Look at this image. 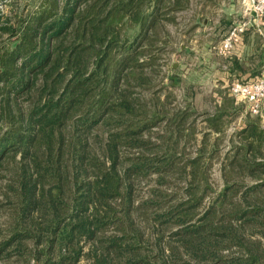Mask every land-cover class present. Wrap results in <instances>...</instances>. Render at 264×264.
<instances>
[{"label":"trees","instance_id":"16d2710c","mask_svg":"<svg viewBox=\"0 0 264 264\" xmlns=\"http://www.w3.org/2000/svg\"><path fill=\"white\" fill-rule=\"evenodd\" d=\"M187 3L49 0L18 34L19 26L3 22L0 30L9 32L12 40L0 47V103L2 112L8 109L12 116L8 100L14 93L20 123L11 120L9 128L0 126V170L7 160L22 161L24 166L6 186L15 194L5 192L6 199L17 201L20 209L17 220L9 224L10 236L0 243V253L14 244L21 251L25 240L32 238L37 247L32 254L38 261L42 255L49 258L57 247L60 263L73 264L83 253L81 242L89 241V264H178L186 254L191 259L184 264H225V243L235 240L244 245L238 234L228 233L230 228L214 224L211 211L193 218L188 203L195 201L188 199L165 206L160 213L157 210L156 218L162 217L160 227L154 235L148 234L157 250L150 253L145 244L150 239L146 240L144 227L136 223L131 208L128 177L150 167L158 169L153 161L159 154L150 162L143 152L121 168L128 158L120 153L122 148L144 150V131L157 123L156 116L152 124L147 123L146 111L141 110L145 100L133 91L131 77L136 85L150 80L143 72L146 64L139 58L140 45L134 42L140 39L143 45L149 40L143 45L149 47L154 33L167 30L175 22V12ZM127 30L130 35L125 34ZM22 93H28L25 109L19 100ZM219 117L222 114L208 120L213 123ZM97 127L98 133L106 135L103 143L97 141L104 150L102 157L95 154L87 137ZM241 134L264 140V128L254 122ZM227 188L218 200L226 199ZM249 189L254 191L256 186ZM155 197V206L165 203L158 192ZM167 223L178 225L174 240L166 244L169 254L160 243ZM111 224L116 232L109 235L105 231ZM245 249L247 256L239 258L245 261L242 264L259 263L257 252Z\"/></svg>","mask_w":264,"mask_h":264},{"label":"rangeland","instance_id":"374dc122","mask_svg":"<svg viewBox=\"0 0 264 264\" xmlns=\"http://www.w3.org/2000/svg\"><path fill=\"white\" fill-rule=\"evenodd\" d=\"M48 2L49 0H0V28L3 22L7 21L15 27L19 26L16 33L18 34L35 14L48 6ZM84 5L85 3L82 4ZM181 12L175 13L178 26L169 24L167 30L163 32L157 30L152 36L154 41L149 47L143 46L148 44L149 40L143 45L140 39L134 42L140 45L139 58L144 65L146 64L143 72L150 80L136 85V81L131 77L135 83L133 91L145 100V107L143 106L141 110L146 111L147 123L152 124L151 120H154L155 116L157 123L144 131V136L147 137L144 150L136 147L122 148L120 153L128 158L121 163V168H127L132 159L142 155L143 152L149 157L150 162L156 154H159L157 161L152 163L158 169L150 167L147 172L132 173L128 177L134 218L137 224L144 227L146 240L150 239L145 243L146 248L150 253H156V242L152 241V235L156 229H159V221L162 218H156L157 210L160 213L165 206L189 202L188 199H192L195 204H188L192 207L189 212H193V218L211 211L209 217L212 216L215 225L220 224L226 230L230 228L228 233L238 234V239L244 243L238 245L235 240H231L229 245L225 243L227 245L222 250L226 258L225 264L245 262L239 258L247 256L246 246L257 252L259 262L257 264H264V140L255 136L252 139L245 137L239 130V118L242 115L264 128V112L263 116L254 115L247 112L244 105L241 102L237 103L231 95H213L212 91L215 88L212 82L204 81L190 70L196 67L197 71L203 59L187 57L188 53L181 47L182 44L188 45L191 39L190 26L192 28L195 22L193 20L195 17L187 18L186 11ZM201 19L202 17L198 18L199 22ZM127 32L125 34L130 35L131 30ZM205 32V28L199 26L195 34L204 38ZM161 36L167 41L162 40ZM11 38L9 32L0 30V47L11 41ZM211 52L210 55H213L214 52ZM119 56L120 54L117 53V57ZM176 60L183 61V65L179 68L175 67L173 63ZM189 62L193 64L189 65ZM125 83L126 80L122 85L124 86ZM20 95V104L25 109L29 105L28 93ZM13 96L14 93H11V99L8 100L12 108V116L8 114V109L2 112L3 102L0 103V126H4L5 129L10 127L11 120H15V125L20 123ZM2 98L3 95H0V101ZM226 106L232 108L228 111ZM218 114H222V117L217 118L213 123L208 120L209 116ZM115 129L116 126L112 130ZM99 131L97 127L88 133L87 137L90 138L95 154L102 157L104 150L99 147V142H102V138L106 135L98 133ZM16 159H21L20 153L17 154ZM256 164H258L257 169H255ZM23 166L22 161L7 160L5 168L0 170V243L10 236L9 224L17 220L20 209L17 201L13 204L6 199L5 192L15 197L13 192L7 191L6 186L13 180L12 176L21 172ZM207 183L209 188L206 187ZM254 186H256L254 191L249 189ZM225 188H227V197L221 202L218 196ZM155 192L159 193L164 204L154 205ZM256 205L260 207L258 210ZM165 226H167L165 232L159 231L162 235L160 243L167 248L166 254H169V246L166 244L174 240L172 234L177 230L178 225L170 226V223H167ZM105 232L110 235L116 232V228L111 224ZM149 233L152 235L148 236ZM25 242L27 245L21 251L15 244L3 249L0 253V264H37L38 262L62 264L61 253L57 247L49 258L42 255L38 261L35 254H32V250L35 251L37 248L33 239L28 238ZM81 246L84 249L83 253L73 264L91 262L88 254L90 242L82 241ZM189 259L191 257L186 254L177 263L184 264Z\"/></svg>","mask_w":264,"mask_h":264},{"label":"crops","instance_id":"0c3cea01","mask_svg":"<svg viewBox=\"0 0 264 264\" xmlns=\"http://www.w3.org/2000/svg\"><path fill=\"white\" fill-rule=\"evenodd\" d=\"M239 6V0H188L184 8L175 12L186 11L187 18L195 17L193 19L195 20L194 25L192 23L193 27L190 26L189 37L191 39L189 38L188 45L182 44L181 47L183 51L188 53L187 57L193 56L195 59H203V62H200L201 68L198 67L197 71L196 67L190 70L194 71L197 77L204 81L212 82V86L215 88L212 91L213 95H231L230 84L236 78H250L251 80L258 77L264 78V16L260 17L257 23L262 33L257 31L255 25L247 33L236 39L231 50L224 54L217 52L223 36L227 33L239 11ZM199 17H202L200 22ZM198 23L200 24L198 25ZM171 24L178 26L177 16H175V22ZM199 26L205 28L204 38L197 37L195 34ZM211 51L214 52L213 55H210ZM191 64L193 63L189 62V65ZM173 65L179 68L183 65V61L176 60ZM231 108L226 106L228 111ZM252 122L254 121L250 120L249 117L242 115L239 118V130L248 127Z\"/></svg>","mask_w":264,"mask_h":264},{"label":"built area","instance_id":"2783aa9c","mask_svg":"<svg viewBox=\"0 0 264 264\" xmlns=\"http://www.w3.org/2000/svg\"><path fill=\"white\" fill-rule=\"evenodd\" d=\"M240 6L237 15L227 33L217 48L219 54L231 50L236 39L247 30L256 25L258 32L262 33L257 26L258 19L264 16V0H239ZM230 94L236 102H241L247 112L254 115H262L264 112V78L256 80H234L230 84ZM263 116V115H262Z\"/></svg>","mask_w":264,"mask_h":264}]
</instances>
